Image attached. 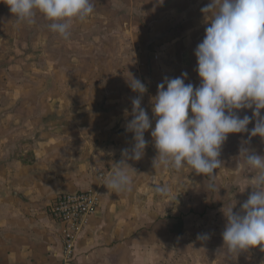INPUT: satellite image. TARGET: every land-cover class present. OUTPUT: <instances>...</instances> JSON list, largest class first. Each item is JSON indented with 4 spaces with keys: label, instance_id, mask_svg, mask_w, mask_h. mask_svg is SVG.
I'll return each mask as SVG.
<instances>
[{
    "label": "crops",
    "instance_id": "crops-1",
    "mask_svg": "<svg viewBox=\"0 0 264 264\" xmlns=\"http://www.w3.org/2000/svg\"><path fill=\"white\" fill-rule=\"evenodd\" d=\"M91 2L94 12L74 20L64 39L39 12L34 23H18L0 0V264H63L66 228L51 216L52 205L89 190L100 192L101 204L72 264H264L259 245L227 250L221 211H239L248 199L256 172L240 150L264 156L260 137L229 135L209 177L154 166L149 130L144 156L128 161L130 188L114 192L104 184L133 145L126 131L138 95L131 76L147 87L141 106L153 128L151 99L160 83L187 73L185 83L199 86L195 49L210 0Z\"/></svg>",
    "mask_w": 264,
    "mask_h": 264
},
{
    "label": "clouds",
    "instance_id": "clouds-1",
    "mask_svg": "<svg viewBox=\"0 0 264 264\" xmlns=\"http://www.w3.org/2000/svg\"><path fill=\"white\" fill-rule=\"evenodd\" d=\"M6 5L18 23H34L39 12L50 21V30L64 39L69 38L74 20L84 21L94 12L91 0H6ZM201 13L210 21L195 49L199 86L185 83L187 73L160 83L151 99L153 128L141 106L147 87L131 76L129 86L138 95L132 100L126 131L133 134V145L113 163L106 188L114 192L130 188L129 170H135L128 161L144 156L149 130L157 151L154 166L189 167L209 177L222 163L221 148L229 135L247 132L264 140V0H210ZM246 109L253 110L251 117L239 115ZM253 119L255 125L249 130ZM240 153L246 154L247 166L256 172L253 187L239 211L231 205L221 209L226 221L223 245L237 253L258 245L264 249V156L246 147ZM207 238V234L199 237Z\"/></svg>",
    "mask_w": 264,
    "mask_h": 264
},
{
    "label": "built area",
    "instance_id": "built-area-1",
    "mask_svg": "<svg viewBox=\"0 0 264 264\" xmlns=\"http://www.w3.org/2000/svg\"><path fill=\"white\" fill-rule=\"evenodd\" d=\"M100 204L101 194L97 190L63 194L55 199L51 216L66 228L63 236V264L73 263L79 236L97 213Z\"/></svg>",
    "mask_w": 264,
    "mask_h": 264
},
{
    "label": "rangeland",
    "instance_id": "rangeland-1",
    "mask_svg": "<svg viewBox=\"0 0 264 264\" xmlns=\"http://www.w3.org/2000/svg\"><path fill=\"white\" fill-rule=\"evenodd\" d=\"M216 201V200H215ZM214 203V202H213ZM220 216L219 215H216V217L213 218L214 221H219V218ZM223 219H225V217L223 216ZM223 219H221V221H223Z\"/></svg>",
    "mask_w": 264,
    "mask_h": 264
}]
</instances>
